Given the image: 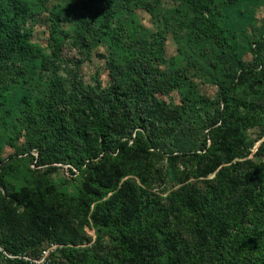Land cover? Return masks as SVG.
I'll return each mask as SVG.
<instances>
[{"label": "rangeland", "instance_id": "obj_1", "mask_svg": "<svg viewBox=\"0 0 264 264\" xmlns=\"http://www.w3.org/2000/svg\"><path fill=\"white\" fill-rule=\"evenodd\" d=\"M231 2L226 20H218V12L213 11L218 28L224 25L221 21L232 24L226 35L229 49L224 52L213 39L201 38L199 29L206 21H199L184 0H133L109 32L102 30V10L94 0H11L28 13L26 27L32 32L36 58L9 57L0 64V93L6 98L0 108V167L12 170L7 177L10 192L42 187L56 197L64 196L74 207L68 219L55 218L51 238L35 241L29 257L59 245L49 264H117L120 248L113 229L129 186L146 191L156 211L184 185L204 187L206 181L195 178L194 154H203L205 140L199 127L212 114L220 88L237 84L240 70L233 56L259 71L264 67V0ZM52 13L60 19L59 50L52 40ZM90 16L96 20L87 21L88 31ZM149 59L171 78L168 91L158 88L156 99L180 111L185 107L183 98L189 100L184 112L189 133L177 140L176 134L166 141L155 139L156 146L148 145V152L134 147L128 138L123 142L130 140V152L123 157L119 150H111L84 161L80 154L70 155V148H62L57 156L61 160L51 165L39 162L42 147L53 142L42 108L52 104L70 114L83 107L89 93L112 83L114 67L129 83L135 79L132 69ZM233 95L231 103L237 107L231 114L241 123L247 141L255 143L254 155L264 141V137L260 140L264 81L253 87L240 85ZM143 135L147 140L149 132ZM64 249L81 254L74 263L68 262L62 256ZM0 264L15 263L0 256Z\"/></svg>", "mask_w": 264, "mask_h": 264}, {"label": "trees", "instance_id": "obj_2", "mask_svg": "<svg viewBox=\"0 0 264 264\" xmlns=\"http://www.w3.org/2000/svg\"><path fill=\"white\" fill-rule=\"evenodd\" d=\"M184 1L199 21H206L199 29L201 38L213 39L227 51L226 35L232 24L221 21V26L224 25L218 28L213 11L218 12V20H226L232 0L225 4L220 0ZM94 2L102 10V30L109 32L118 15L133 0ZM27 14L12 5L11 0H0V64L9 57L35 60L32 32L26 27ZM51 15L52 40L59 50L56 33L60 19ZM88 20L96 19L87 17V25ZM87 28L91 31L89 25ZM233 57L240 70L237 84L229 89L220 88L212 114L199 127L205 140L203 154H194L195 178L205 180L204 187L184 185L171 193L165 206L156 211L146 191L129 186L113 229L120 248L117 264H158L163 260L173 264H264V141L252 155L255 143L247 141L241 123L231 114L237 107L231 103L234 89L240 85H261L264 67L259 71L236 54ZM112 71V83L106 89L89 93L83 107L70 114L52 104L42 108L53 142L46 144L45 149L42 147L41 164L61 160L57 156L62 148H70L73 157L80 154L84 161L86 158L92 161L111 150H119L121 157L127 156L130 140L134 147L148 152V145L156 146L155 139L166 141L176 134L177 140L190 132L184 118L189 100L183 98L185 107L180 111L156 99L158 88L168 91L171 78L154 68L150 59L132 69L135 79L129 83L117 73V67ZM5 105L6 98L0 93V108ZM143 131L149 132L147 140ZM263 137L264 131L260 140ZM0 163H3L1 150ZM11 173L10 168L0 167V256H27L35 241L51 238L55 218L68 219L74 207L64 196L56 197L42 187L36 191L10 192L7 177ZM61 252L72 263L81 254L73 249Z\"/></svg>", "mask_w": 264, "mask_h": 264}, {"label": "built area", "instance_id": "obj_3", "mask_svg": "<svg viewBox=\"0 0 264 264\" xmlns=\"http://www.w3.org/2000/svg\"><path fill=\"white\" fill-rule=\"evenodd\" d=\"M59 246H54L51 245L47 248H45L44 250H42L37 257L33 258V257H29V255L27 256H18V257H14L11 255H7L5 254V257L7 259H18V260H24L25 262L31 263V264H49L50 259L52 257V254L55 253L58 250Z\"/></svg>", "mask_w": 264, "mask_h": 264}]
</instances>
